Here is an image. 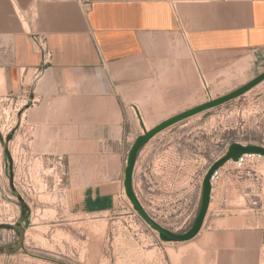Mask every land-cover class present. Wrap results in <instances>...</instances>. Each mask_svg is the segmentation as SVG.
Masks as SVG:
<instances>
[{"label": "crops", "instance_id": "1", "mask_svg": "<svg viewBox=\"0 0 264 264\" xmlns=\"http://www.w3.org/2000/svg\"><path fill=\"white\" fill-rule=\"evenodd\" d=\"M248 60L264 62V0H0V102L17 108L10 145L20 137L34 157L62 161L74 212H112L137 138ZM200 138L192 130L154 136L137 154L138 187L175 186L181 170L180 197L191 196L185 171L194 146L203 156ZM259 166L233 168L243 207L209 219L210 206L194 238L163 248L167 264H264Z\"/></svg>", "mask_w": 264, "mask_h": 264}, {"label": "rangeland", "instance_id": "2", "mask_svg": "<svg viewBox=\"0 0 264 264\" xmlns=\"http://www.w3.org/2000/svg\"><path fill=\"white\" fill-rule=\"evenodd\" d=\"M263 73L264 62L256 67L249 60L228 66L208 79L207 89L201 84L200 95L185 111L168 120L229 95ZM14 112L13 106L0 102V264H167L163 248L176 241H163L153 224L176 235L188 233L199 215L205 180L212 167L234 145L264 148L263 81L236 99L163 130H192L194 135L196 131L198 142L202 136L203 156L197 150L200 144L194 146L192 162L185 171L193 189L187 199L180 197V181L184 176L181 170L176 171L175 186L161 187L150 182L144 192L142 182L138 187L134 167L131 185L134 200L128 195L125 179L124 196L118 198L112 212H74L69 209L63 190L65 170L55 158L34 157L22 148L20 137L16 149L7 141L16 130ZM6 151L20 164L16 181L14 172L11 179ZM128 159L129 155L127 167ZM233 167L228 161L211 177L209 219L233 217V206L245 204L244 197L236 195L233 188L236 173ZM257 170L264 176V166ZM217 171L219 178L213 179ZM261 198L264 202V190ZM251 208L241 209V216L244 218ZM188 228L189 231L181 233ZM29 230L32 237L28 235Z\"/></svg>", "mask_w": 264, "mask_h": 264}, {"label": "water", "instance_id": "3", "mask_svg": "<svg viewBox=\"0 0 264 264\" xmlns=\"http://www.w3.org/2000/svg\"><path fill=\"white\" fill-rule=\"evenodd\" d=\"M263 81H264V73L262 75H260L259 77H257L256 79H254L253 81H251L250 83L246 84L245 86H243L240 89L232 92L229 95H226V96L221 97L217 100H214L212 102H209V103L204 104L202 106H199L197 108L191 109L187 112H184V113H182L176 117H173L170 120L165 121L164 123L158 125L157 127L153 128L149 131H145L144 135L137 138V140L134 143V145L130 151V154H129L128 167L126 170V188H127L128 195L134 200L131 185H132V175H133L134 167L136 164L137 154L154 136H156L158 133H160L164 129L170 127L171 125H173L179 121H182L188 117H191V116H193L197 113H200L202 111H205L207 109L220 106V105H222L228 101H231L233 99H236V98L244 95L245 93H247L248 91H250L251 89H253L257 85H259ZM11 139H12V135H9L7 137V141H11ZM246 154L264 155V148L244 147V146H240V145H234L231 148L230 152L227 154V156L225 158H223L221 161L217 162L212 167V169L210 170V172H209V174L205 180L203 200H202V205H201L199 215H198L197 219L195 220V223H194L192 229L188 233H186L184 235H176V234L171 233L168 230H165V229L157 226L156 224H153V226L159 230V232L161 234V238L163 241H166V242L187 241V240L194 238L200 232V230L203 226L204 220L206 218L208 209L210 207V203H211L212 187H211L210 180H211L212 175L214 174V172L216 170H218L220 167H222L228 161H231V160L238 161L242 156H244ZM6 155L10 161V170H11V179H12L13 178V158H12L11 154L9 153V151H6Z\"/></svg>", "mask_w": 264, "mask_h": 264}, {"label": "built area", "instance_id": "4", "mask_svg": "<svg viewBox=\"0 0 264 264\" xmlns=\"http://www.w3.org/2000/svg\"><path fill=\"white\" fill-rule=\"evenodd\" d=\"M77 1L80 4L84 5V6H89L94 1H97V0H77ZM23 94L25 95V92H23ZM15 110H17L16 107L14 108V111ZM230 163L234 164L233 168L237 169V170H246L247 167L250 166L251 164H262L264 166V155H261V154H246V155L242 156L238 161L231 160ZM58 164L60 165V167H63V163H62L61 160L58 161ZM217 178H219L218 171L213 176V179H217ZM256 182H257V185H258L259 188H261L262 184H264L263 178H260V177H256Z\"/></svg>", "mask_w": 264, "mask_h": 264}, {"label": "bare ground", "instance_id": "5", "mask_svg": "<svg viewBox=\"0 0 264 264\" xmlns=\"http://www.w3.org/2000/svg\"><path fill=\"white\" fill-rule=\"evenodd\" d=\"M33 231V230H32ZM27 234V233H26ZM29 237L31 236V230L28 232ZM32 237V236H31ZM35 239V238H34Z\"/></svg>", "mask_w": 264, "mask_h": 264}]
</instances>
